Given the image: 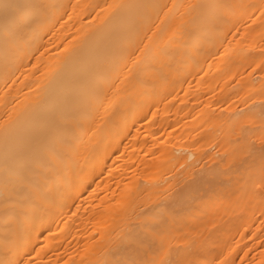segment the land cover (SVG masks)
<instances>
[{
	"label": "bare ground",
	"instance_id": "bare-ground-1",
	"mask_svg": "<svg viewBox=\"0 0 264 264\" xmlns=\"http://www.w3.org/2000/svg\"><path fill=\"white\" fill-rule=\"evenodd\" d=\"M0 264H264V0H0Z\"/></svg>",
	"mask_w": 264,
	"mask_h": 264
}]
</instances>
